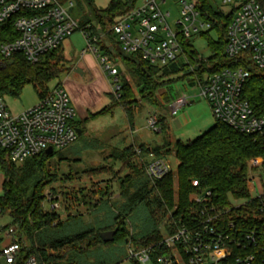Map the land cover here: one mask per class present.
<instances>
[{
	"label": "trees",
	"instance_id": "obj_1",
	"mask_svg": "<svg viewBox=\"0 0 264 264\" xmlns=\"http://www.w3.org/2000/svg\"><path fill=\"white\" fill-rule=\"evenodd\" d=\"M58 1L66 4L79 0ZM82 1L91 9L94 23L83 22L80 26L89 25L91 32L97 36L99 35L96 27L99 26L102 31L108 29L110 32L116 21L131 13L140 2L109 0L107 8L98 9L97 0ZM198 2L201 18L209 26L208 30L200 34L208 40L210 46L211 55L208 59L200 58L190 41L182 40V54L179 60L160 69L143 61L140 54L123 52L120 45L114 42L112 33L108 34L109 41L117 48L125 71L138 91L136 94L125 74L120 72L122 91L113 109L119 108L123 111L129 126H133L135 122L134 113L139 107L138 96L152 106L161 107L160 99L166 97L169 91L174 92V83L186 80L192 85L195 80L204 81L205 78L223 69L244 65L242 60L232 61L225 55L227 30L232 14H225L215 0ZM260 3L264 7V0H260ZM210 32L216 33V40L210 38ZM16 37L12 21L0 24V44L11 42ZM98 46L112 61L111 52L102 45L100 37ZM60 53L61 49L46 54L36 64L29 63L22 55L5 60L0 56V93L7 98L16 99L26 86L32 85L39 99H42L50 91L49 84L58 78L51 70H54L55 64L52 63ZM246 68L250 71V77L244 85L243 100L257 116L264 118V72L258 71L250 64H247ZM164 90L165 93H162ZM157 118L163 142L158 146L139 148L149 159L146 165L151 161L167 159L168 154L174 153L178 163L176 173L171 171L162 179L151 181L146 173V165L141 166V169L135 165L137 153L135 146L130 145L125 148L113 147L107 158L112 161V165L93 168L90 176L111 170L114 172L116 165L122 163L125 169L130 171L123 178H118L121 190L118 199L122 201L123 208H128L127 212L132 213L134 206H144L155 228L162 224L165 232L173 230L180 222L189 223L198 218L201 206L197 203L196 196L205 192L211 193L210 204L222 214L231 210L228 214L237 220H252V216L248 217L249 209L254 207L256 201L251 199L247 186L248 164L254 158L264 160V136L242 134L215 120L214 126L196 139L187 143L176 140L173 143L165 117ZM71 124L81 131L80 135H83L81 123L77 126L72 122ZM53 155L54 152L51 156ZM51 156L44 152L22 164H15L11 162L7 153L0 149V170L3 173L0 218H10L11 223L6 227L16 228L17 242L23 246L15 264H23L30 256H35L39 264H77L74 261L77 255L99 252L105 248L115 247L118 243L127 245L131 242L137 247H146L163 238L164 235L155 228L135 238L120 217H115V223L110 226L85 230L70 237L56 238V231L63 226L60 214L56 210L46 211L44 208L45 190L59 180L50 171ZM70 178L71 176H68L66 179ZM193 182H197L198 186H194ZM51 190L53 195L57 194L54 188ZM92 194L94 197L84 203L91 209L98 207L105 197L110 200L113 196L109 186L99 188L97 191L91 190ZM67 195L64 197L65 203L68 200ZM56 196L54 201L58 199ZM77 197H73L74 201ZM233 201H243L248 205L246 208L232 211ZM175 205H178V208L173 211ZM65 207L68 209L67 204ZM102 232H115L114 240L103 242L99 236ZM24 236L28 246L21 243ZM130 262L138 264L132 260Z\"/></svg>",
	"mask_w": 264,
	"mask_h": 264
},
{
	"label": "built area",
	"instance_id": "obj_2",
	"mask_svg": "<svg viewBox=\"0 0 264 264\" xmlns=\"http://www.w3.org/2000/svg\"><path fill=\"white\" fill-rule=\"evenodd\" d=\"M176 2L179 14L173 22L169 0H142L131 13L119 18L110 31L122 51L140 54L143 61L160 69L176 63L182 54L181 41H190L209 28L201 18L198 0ZM222 5L230 7L227 14H232L225 55L232 61L242 60L244 65L223 69L204 81L195 80L194 84L216 121L242 134L264 136V118L257 116L242 97L250 77L247 64L264 72V7L260 0H222ZM73 6L72 1L62 4L58 0H0V24L12 21L17 33L15 40L0 44V56L5 60L22 55L36 64L80 32L86 42L81 57L90 53L96 58L112 82V92L120 97L122 83L117 63L101 51L99 36L91 32L90 26L81 27L71 17L69 9ZM189 102L188 96L181 95L170 105L171 115H177ZM75 116L69 94L62 86L50 90L35 107L20 114L10 111L6 97L0 93V149L15 164L49 148L53 152L65 149L78 139L77 129L71 124ZM147 126L153 133H160L154 117L148 118ZM171 171L167 160L146 165V173L153 180H160ZM262 172L264 160L252 159L247 178L251 199L256 201L248 213L252 220H237L228 214L231 210L222 214L210 204V192L198 194V218L180 222L149 246L128 243V259L138 264H264V187L255 188ZM247 205L243 201L233 203L232 211ZM16 235L15 227L0 225V243L8 241L0 249V261L5 264H15L23 250ZM23 264L39 263L35 256H30Z\"/></svg>",
	"mask_w": 264,
	"mask_h": 264
},
{
	"label": "rangeland",
	"instance_id": "obj_3",
	"mask_svg": "<svg viewBox=\"0 0 264 264\" xmlns=\"http://www.w3.org/2000/svg\"><path fill=\"white\" fill-rule=\"evenodd\" d=\"M215 1L220 5L221 10L225 14L230 11V7L222 5V0ZM73 3L74 6L69 9V13L79 25L80 23L88 21L94 23L91 9L82 0L73 1ZM141 3L142 0H140L138 5ZM108 4L109 0L96 1V7L98 9H105ZM168 4V7L173 12L171 20L173 22L179 14L178 3L176 0H169ZM96 28L102 45L107 47L111 52L112 61L117 63L120 72L125 74V78L130 81L131 86L134 88L135 86L125 71L126 68L122 63L117 48L109 41L108 34L111 31L109 32L108 29L102 31L99 26ZM113 38L114 42L117 43L116 37L113 36ZM210 38L216 40V33L210 32ZM67 43H69V46L66 45L65 52L70 58H66L62 52L57 55L58 57L52 63L53 65L55 64L54 70L51 71L58 78L49 84V89L54 90L62 86L69 94L71 106L76 113L72 123L76 126L81 123L80 128L83 131V135H78L77 141L67 148L55 150L54 155L49 158L50 171L59 180L51 187L56 190L57 196L53 195L50 187L45 190L46 202H44V208L46 211L56 210L60 214L63 226L56 231V238L70 237L85 230H97L105 226H110L115 223V217H120V220L122 222L124 221L133 237L138 238L145 232L153 231L155 226L152 219L150 220L148 210L144 206L136 205L132 208L133 212L129 213V211L127 212L128 208H123L122 201L118 199L121 194L118 178H123L130 171L125 169L122 163H120L116 165L114 172L111 170L103 174L96 173L93 176L89 174L93 168L97 169L101 166L109 167L112 165V161L107 158L113 147L125 148L132 145L126 116L121 109H113L118 99L112 92V82L104 74L96 58L90 53L86 54L84 58L81 57L82 50L86 48V42L82 34L80 32L75 33ZM190 44L199 54L200 58L208 59L210 57L211 50L208 40L200 34L194 35L190 39ZM70 47H72V50ZM173 87L177 93H184L187 96H198L200 92L198 87H192L186 80L174 83ZM134 90L138 94L135 88ZM138 100L139 107L134 113L136 125L145 124L146 118L151 117H154L158 121V115L169 110L167 104L161 107L152 106L141 100L139 96ZM6 101L13 114H20L35 107L39 102V96L34 90V87L28 85L23 89L19 98L6 97ZM160 104L162 105V103ZM207 104L205 99L196 97L194 107H188L186 110L191 109L193 116L191 112L189 114L193 120H198V123L212 125L215 118ZM109 112H113V114H109ZM158 127L160 128L159 124ZM193 129L195 128L190 127L181 136H177V139H181L184 143H187L204 133L191 134ZM157 138V140H160L161 136L158 135ZM176 140L172 139V142L174 143ZM135 151L137 153L135 165L141 169V166L145 167L149 159L139 147H135ZM167 156L168 158L163 160L169 161L172 172L176 173L178 163L175 154L172 153ZM2 176L3 173L0 170V195L2 193ZM68 176H71L72 179L67 180L66 178ZM259 176L264 184V172L259 174ZM148 178L151 181H155L149 176ZM106 186L110 187L113 195L110 200L105 197L104 201L93 209L88 204H84L87 201L89 202L90 198L92 199L94 197L93 194L91 195V190L97 191L99 188L104 189ZM65 194H68L66 196V200L68 199L66 201L67 203L64 202ZM55 196L58 198L56 201H54ZM75 196H78V202H76L77 200L74 201L73 197ZM69 198L71 199L69 200ZM233 203L239 204L238 201H233ZM66 204L68 209L65 207ZM177 208L178 205H175L173 211ZM10 223V218H0L1 226H7ZM155 229L163 235L167 233L162 224ZM21 243L28 246V241L25 236ZM1 248L2 246H0ZM128 258L129 249L127 245L118 243L115 247L105 248L99 252L77 255L74 257V261L77 264H132ZM0 264L5 263L1 261Z\"/></svg>",
	"mask_w": 264,
	"mask_h": 264
},
{
	"label": "crops",
	"instance_id": "obj_4",
	"mask_svg": "<svg viewBox=\"0 0 264 264\" xmlns=\"http://www.w3.org/2000/svg\"><path fill=\"white\" fill-rule=\"evenodd\" d=\"M70 38L67 39L62 48H61V52L63 53V55L66 58H70L68 56V54L65 52V47L66 45H68ZM67 43V44H66ZM69 46V45H68ZM67 48V47H66ZM70 49L72 50V47H70ZM84 58V57H83ZM80 65V64H79ZM195 82V81H194ZM192 87L196 86L194 83L191 85ZM174 90V92H168L166 94V97H162V99H160V103H162V106H165L166 104L168 105V108H170V105L177 99L179 98L181 95H185L184 93H177V91ZM162 93H165V90L162 91ZM187 96V95H186ZM190 98V102L189 104L184 107L183 109H181L177 115L172 116L170 113V109L168 111H166L165 113L159 114V116H163L166 119V122L169 126V133L171 136V139L176 140L177 136H181V134L187 130H189L190 127H194L195 129H193V131H191V134H201L202 132L206 133L208 130H210L214 124L215 121L212 125L208 124V125H202L201 123H198V120H193L189 114V112H191L190 110H186L188 107L191 108L194 104H195V100L196 97H201L200 93L198 94V96H188ZM165 98H167V100H165ZM202 98V97H201ZM207 103V102H206ZM208 105V104H207ZM194 107V106H193ZM209 107V106H208ZM194 109V108H193ZM210 109V108H209ZM211 111V110H210ZM192 113V112H191ZM193 116V113H192ZM147 119L145 120V124L142 125H136V119L135 122L133 124V126H129L128 124V130H129V135L131 136L132 139V146L135 147H140V146H148V147H154V146H158L163 142V137L161 134H156L153 133L151 131V129L147 126ZM128 122V121H127ZM197 123V124H194ZM202 128V129H201ZM202 133V135L204 134ZM185 134V133H184ZM160 135L161 139L157 140V136ZM201 136V135H200ZM177 140H181V139H177ZM182 141V140H181ZM183 142V141H182ZM2 182H3V176L1 179V188H2ZM264 184L262 183V180H257L255 183V188L257 190H262V187ZM8 243L7 240H3L0 243V246H5ZM1 262V261H0ZM4 262V261H3ZM5 263V262H4Z\"/></svg>",
	"mask_w": 264,
	"mask_h": 264
},
{
	"label": "water",
	"instance_id": "obj_5",
	"mask_svg": "<svg viewBox=\"0 0 264 264\" xmlns=\"http://www.w3.org/2000/svg\"><path fill=\"white\" fill-rule=\"evenodd\" d=\"M77 133L80 135L81 131L77 130ZM45 154L51 156L53 154V150L49 148L45 151ZM99 236L103 242L108 243L114 240L115 232H102L99 234Z\"/></svg>",
	"mask_w": 264,
	"mask_h": 264
}]
</instances>
